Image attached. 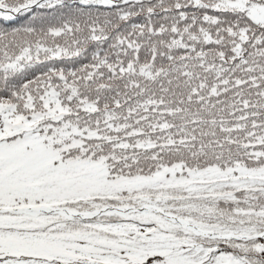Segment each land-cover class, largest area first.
Here are the masks:
<instances>
[{"label":"snow or ice","instance_id":"1","mask_svg":"<svg viewBox=\"0 0 264 264\" xmlns=\"http://www.w3.org/2000/svg\"><path fill=\"white\" fill-rule=\"evenodd\" d=\"M0 264H264V0H0Z\"/></svg>","mask_w":264,"mask_h":264}]
</instances>
